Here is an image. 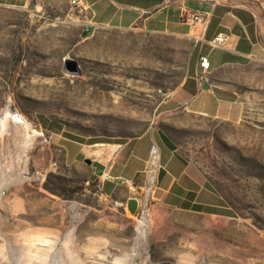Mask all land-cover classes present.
<instances>
[{
    "label": "rangeland",
    "instance_id": "1",
    "mask_svg": "<svg viewBox=\"0 0 264 264\" xmlns=\"http://www.w3.org/2000/svg\"><path fill=\"white\" fill-rule=\"evenodd\" d=\"M83 4L0 5V264H264V128L170 110L191 43L86 29ZM147 130L204 205L144 200L146 171L135 211L103 195L99 161Z\"/></svg>",
    "mask_w": 264,
    "mask_h": 264
},
{
    "label": "crops",
    "instance_id": "2",
    "mask_svg": "<svg viewBox=\"0 0 264 264\" xmlns=\"http://www.w3.org/2000/svg\"><path fill=\"white\" fill-rule=\"evenodd\" d=\"M22 0H0L15 5ZM85 28L115 29L141 27L153 33H170L188 40L191 53L187 74L163 104L183 111L243 122L264 128V6L254 0H81ZM200 13L204 21L192 26L184 15ZM218 33L228 36L221 48L207 42ZM201 55H207L210 69L203 73ZM160 150L162 171L154 199L176 209H198L204 205V188L186 174L187 166L170 144L147 130L127 143L106 161L101 159L109 179L102 181L105 197L128 202L142 188L150 147ZM130 144L129 149H125ZM126 150V151H124ZM200 197V198H199Z\"/></svg>",
    "mask_w": 264,
    "mask_h": 264
},
{
    "label": "built area",
    "instance_id": "3",
    "mask_svg": "<svg viewBox=\"0 0 264 264\" xmlns=\"http://www.w3.org/2000/svg\"><path fill=\"white\" fill-rule=\"evenodd\" d=\"M71 3L73 5H79L81 4V0H71ZM184 20L189 25H196L199 22L204 21V16L200 13H191L184 15ZM228 40V36L223 33H218L215 35L211 40L207 42V45L210 47V49H216L223 47ZM199 65L201 68V72L205 73L210 69V61L207 55H201L199 58ZM160 157V150L156 143H153L150 147L149 156H148V164L150 163L152 168H147L146 173H152V175L149 177V181L147 186L143 188V198L144 200H148L147 198H152V194L154 193V179L155 174L159 168L161 167L158 163ZM106 178L109 179V177L106 175Z\"/></svg>",
    "mask_w": 264,
    "mask_h": 264
},
{
    "label": "water",
    "instance_id": "4",
    "mask_svg": "<svg viewBox=\"0 0 264 264\" xmlns=\"http://www.w3.org/2000/svg\"><path fill=\"white\" fill-rule=\"evenodd\" d=\"M69 68H70V70L74 71V70L76 69V65H75L74 63H69ZM87 162L89 163L90 161L87 160ZM136 206H137V202H136V200L131 199V200L129 201V207H130V209H131L132 211H135Z\"/></svg>",
    "mask_w": 264,
    "mask_h": 264
}]
</instances>
